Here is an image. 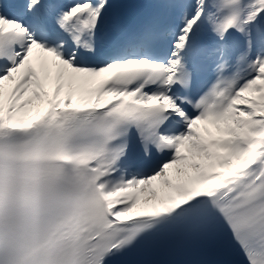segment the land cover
<instances>
[{"label": "snow or ice", "instance_id": "1", "mask_svg": "<svg viewBox=\"0 0 264 264\" xmlns=\"http://www.w3.org/2000/svg\"><path fill=\"white\" fill-rule=\"evenodd\" d=\"M0 0V264H264V0Z\"/></svg>", "mask_w": 264, "mask_h": 264}]
</instances>
